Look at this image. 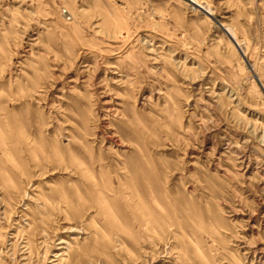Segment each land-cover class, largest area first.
Returning <instances> with one entry per match:
<instances>
[{
    "label": "rangeland",
    "instance_id": "374dc122",
    "mask_svg": "<svg viewBox=\"0 0 264 264\" xmlns=\"http://www.w3.org/2000/svg\"><path fill=\"white\" fill-rule=\"evenodd\" d=\"M191 1L0 0V264H264V0Z\"/></svg>",
    "mask_w": 264,
    "mask_h": 264
},
{
    "label": "bare ground",
    "instance_id": "6f19581e",
    "mask_svg": "<svg viewBox=\"0 0 264 264\" xmlns=\"http://www.w3.org/2000/svg\"><path fill=\"white\" fill-rule=\"evenodd\" d=\"M192 2V4L193 5H195V6H200V8H203L204 9V11L205 12H207V8L204 6V5H202L201 3H199L198 1H196V0H192L191 1ZM202 9V10H203ZM208 13V12H207ZM227 31H228V35L231 37V39H232V41H233V43L238 47V48H240V44H238V41L236 40V38H235V34L233 33V31H231V29H227Z\"/></svg>",
    "mask_w": 264,
    "mask_h": 264
}]
</instances>
